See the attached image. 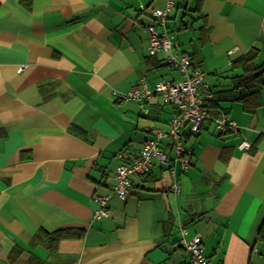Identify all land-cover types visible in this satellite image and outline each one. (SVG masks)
Listing matches in <instances>:
<instances>
[{
	"label": "crops",
	"instance_id": "crops-1",
	"mask_svg": "<svg viewBox=\"0 0 264 264\" xmlns=\"http://www.w3.org/2000/svg\"><path fill=\"white\" fill-rule=\"evenodd\" d=\"M173 1L158 31L239 132L185 129L189 167L154 160L121 199L118 165L175 108L153 94L144 112L117 92L185 78L169 52H148L150 11L167 0H0V264H187L181 239L195 235L211 264H264V85H235L264 62V0ZM97 195H111L108 216L93 217Z\"/></svg>",
	"mask_w": 264,
	"mask_h": 264
},
{
	"label": "built area",
	"instance_id": "built-area-1",
	"mask_svg": "<svg viewBox=\"0 0 264 264\" xmlns=\"http://www.w3.org/2000/svg\"><path fill=\"white\" fill-rule=\"evenodd\" d=\"M174 1L167 0L164 8H153L150 13L155 20L154 24L147 26L149 34L148 52L156 55L159 52H169L166 55L168 64L178 69L185 75L181 81H171L161 78L153 86H148L144 80L125 92H117V98L123 101L135 102L140 110L146 111L143 98L159 94L164 100L172 104L175 112L167 122V128H159L149 125L146 127L148 137L144 140L143 146L137 156L129 162L118 165L114 175L113 194L121 199H125L131 193V176L146 174L154 160L160 163L173 165L179 163L182 170H186L191 164V150L185 147V129L189 132H197L203 120L209 116L207 102L214 101L215 97L204 81L205 73L200 66H193L191 57L188 54H176L171 52L173 37L165 31H158L165 25L168 11L173 7ZM215 126L218 132L238 131L237 123L230 119L225 112H220L215 118ZM167 140V151L163 145V140ZM251 143L246 139H241L237 147L241 150L250 148ZM174 192L180 190L177 180L171 184ZM111 195L96 196L100 208L94 211L93 217L100 218L108 216L106 204ZM181 242L190 254L187 264H211L209 258L204 253L202 238L195 235L190 239L182 238Z\"/></svg>",
	"mask_w": 264,
	"mask_h": 264
},
{
	"label": "trees",
	"instance_id": "trees-1",
	"mask_svg": "<svg viewBox=\"0 0 264 264\" xmlns=\"http://www.w3.org/2000/svg\"><path fill=\"white\" fill-rule=\"evenodd\" d=\"M243 58H246V57H243ZM246 60V59H245ZM244 73L243 74H241V76H236L237 77V82L235 83V85L236 86H238V87H240L241 85L242 86H244V89L245 90H248V86H255V85H260V86H262V85H264V62L262 63V64H260V65H257V66H254V67H250V66H244ZM249 91V90H248ZM245 96H246V94L245 93H243V94H241L239 97H238V99H244L245 98ZM216 100V99H215ZM214 100V101H215ZM209 102H213V101H209ZM207 105V110H208V104H206ZM211 106V105H210ZM220 112H225L227 115H228V117L230 118V119H232L231 117H230V115L225 111V110H221ZM219 112V113H220ZM218 113V114H219ZM208 118L207 119H205V120H203V122L204 121H206V120H208V121H210L211 123H213V125H214V128L216 129V126H215V121H214V118L218 115V114H215V115H211L210 113H209V111H208ZM233 120V119H232ZM202 122V123H203ZM201 123V124H202ZM201 124H200V127H201ZM200 127H199V129H200ZM199 129H198V131H199ZM217 130V129H216ZM197 131V132H198ZM218 132V131H217ZM239 132V127H238V131L237 132H233V131H224V132H218L219 134H230V133H238ZM194 133H196V132H194ZM202 243H203V241H202Z\"/></svg>",
	"mask_w": 264,
	"mask_h": 264
},
{
	"label": "rangeland",
	"instance_id": "rangeland-1",
	"mask_svg": "<svg viewBox=\"0 0 264 264\" xmlns=\"http://www.w3.org/2000/svg\"><path fill=\"white\" fill-rule=\"evenodd\" d=\"M186 20H187V18L184 19V21H186Z\"/></svg>",
	"mask_w": 264,
	"mask_h": 264
}]
</instances>
